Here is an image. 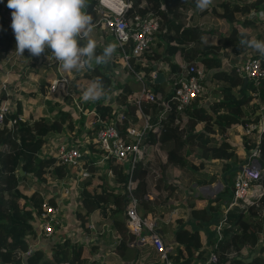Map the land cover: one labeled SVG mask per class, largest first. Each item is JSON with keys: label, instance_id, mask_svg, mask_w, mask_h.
Segmentation results:
<instances>
[{"label": "trees", "instance_id": "16d2710c", "mask_svg": "<svg viewBox=\"0 0 264 264\" xmlns=\"http://www.w3.org/2000/svg\"><path fill=\"white\" fill-rule=\"evenodd\" d=\"M132 1V7L127 11L129 17L135 11H139L152 12L160 18V31L143 54L149 58V62L143 63L144 57H133L131 60L133 69L145 74L149 88L156 95L155 101L142 102L143 111L152 123V128L145 137L152 150V156L146 166L150 174L147 178L146 171L139 164L133 173L134 178H139L134 183L133 193L140 200L142 215L157 217L163 202L172 195L181 196L184 193L181 188L182 183L185 186L192 184L194 173L200 169V164H190L187 156L196 151L197 147L207 159L222 161L233 159L239 163L243 160L225 134L233 124L259 120L261 115L257 110L261 104L264 105L263 78L258 82L251 79L245 83V77L238 73L235 65L230 68L224 66L225 58H231L233 54H242L249 49L240 45L242 37L238 35V30L234 28L230 34H221L216 41L207 40V31L199 24H192L191 21L197 12L210 13L216 17L219 29L246 23L253 27L261 26V34L264 37V16L261 15V12H264V0H218L204 10L196 7L195 0ZM98 2V0H87V14L92 17V21L98 18ZM11 19L8 9L0 4V60L4 57V52L16 44L10 27ZM247 38L250 36L247 35ZM105 45H98L97 54L102 52ZM163 46H168L171 50H175L176 47L181 62L176 61L172 56L174 51H170L172 54H164ZM114 61L108 62L107 67L104 66L105 64H94L91 72L75 75L73 85L81 89L82 84L87 87L94 80L103 82L105 95L99 100L88 101L86 104L92 105L96 111L95 114H91L89 120L100 117L104 120L115 119L125 125H141L143 118L137 113L138 105L135 99L138 94L137 88L131 78L126 80L117 78L113 71L117 67V62ZM160 61H166L170 67L168 80L155 83L152 72L155 63ZM190 62H197L203 65L207 72H212L211 80L216 83V87L211 92L212 99L206 98V102H203L204 93L196 97L182 113L173 109L166 117L160 118V111L164 108V98L174 104L172 95L182 76L181 72L184 71L182 64ZM170 83L173 84L169 86ZM47 84L48 81L43 83L44 94L47 91ZM82 93H79V97ZM6 96L3 93L0 102ZM50 99L44 98L49 107L48 116L20 119L11 126L8 124L9 119L18 117L22 112V104L19 102V108L8 114L6 123L0 127V264H24L23 254L30 249L31 239L38 235L33 218L44 196L40 188L30 193L27 190V182L31 179H39L46 183L51 177L63 178L71 174V169L60 163L55 154L44 156L42 154V149L48 140L47 136L51 132L74 131L78 127L76 125L78 116L71 109L58 108L57 106L62 102L54 103ZM74 101V96L66 97V102L71 106H75ZM54 110L57 111L53 114ZM121 112L125 114L123 119L119 117ZM177 117L180 120L178 123H176ZM199 125L201 129H198ZM83 128L85 126L81 122L80 131ZM95 129V126L90 128V134ZM260 145L263 169L260 182L264 185V130ZM160 152L166 157V161ZM231 166V163L224 162L225 168L229 169ZM21 167L25 171L24 174L20 172ZM109 167L114 171L115 183H110L107 173L94 172L93 167L90 174L82 176L83 188L79 196L80 207L77 209V216L83 227L88 230L89 214L96 209L104 211L108 209V213L112 215L113 226L123 237L120 246L125 244L127 247L125 240L134 238V235L129 233L127 222L123 218V215L126 217V206L129 201L128 174L124 165L116 160L110 161ZM156 169H162L163 174L157 175ZM177 170L180 172L177 173ZM234 173L236 168L231 171L227 179L232 186H234ZM168 174L171 178L179 180L181 184L167 181ZM189 181L191 184L186 185ZM155 183L159 184L162 190L157 193L156 199L150 200L147 198V193ZM199 183H207V181L199 179ZM225 190H232L230 198H233L234 188L230 189L227 184ZM49 198L54 202L51 196ZM186 201L190 206L191 217L198 226L193 227L183 217L176 219L179 224L174 241L170 244L172 249L168 252V258L173 264H199L207 259L212 249L219 257L215 264H264V238L262 243L260 242L261 234L264 233V194L253 204L237 201L229 206L228 202L222 205L220 201V204L219 202L216 204L215 199H212L209 206L198 208L191 197H187ZM215 215L221 216L223 238L208 250L203 243L201 226L205 222H210ZM151 247L152 256L149 254L152 258L151 262L164 264L161 253L154 246ZM243 248L254 249L253 252L256 253L253 260H245L246 257L242 256L241 251ZM45 256V251L37 248L27 256L26 260L28 264H50L54 260H67L71 264H99L95 259L91 260V251L85 244L72 241L70 238L53 245V259ZM122 264L136 263L134 260Z\"/></svg>", "mask_w": 264, "mask_h": 264}, {"label": "built area", "instance_id": "2783aa9c", "mask_svg": "<svg viewBox=\"0 0 264 264\" xmlns=\"http://www.w3.org/2000/svg\"><path fill=\"white\" fill-rule=\"evenodd\" d=\"M98 1V18L93 21V29H103L107 34H112L117 41L111 60H115L114 62L120 61L126 69L122 73L119 68H114L113 71L117 78L121 79L122 75H133L142 82L143 87L135 96V99L138 105L137 113L143 118V122L141 125H125L123 122L115 119L104 120L98 117L89 120L91 114L96 113L94 107L92 105L87 106L88 102H85L82 96L79 97V90L73 85L74 76L64 71L55 58L49 56L51 49H46L44 54L40 56H31L28 52L27 54L30 55V59H40L41 62H46L49 66L53 64L57 65V73L48 79L46 98L66 103L67 96H74V109L76 111L74 114L78 117L82 115L87 116V124L90 125V127H87L89 137H87L85 142H63L57 146L54 154L60 163L71 169V174L75 173L78 177L90 174L91 167H93L95 171L107 173L112 180L114 178V171L109 167L110 161L116 160L124 165L125 171L128 174L127 188L129 192V201L126 206V222L129 233L134 235V238L129 239L128 243L132 246L137 243L152 245L161 253L165 264H173L172 260L168 258V252L172 249V246L165 241L159 231L158 217L143 216L140 210V200L133 193L134 183L136 180H139V178H134L133 173L139 164L146 171V177L150 174L146 166L147 161L152 156V150L150 144L146 142L145 137L152 128V123L143 111L142 102L155 101L156 95L149 88L145 74L136 72L133 69L131 60L133 57H144L142 62H149V58L143 56V54L154 42L156 34L160 31V18L152 12L141 13L139 11H135L129 17L127 11L133 5L132 0ZM0 4L3 8L8 9L12 17V10L7 6L8 0H0ZM85 11L87 12V8ZM262 13L264 12L262 11ZM10 27L16 40L12 29V19ZM15 49L16 44L4 52L5 55L0 60L1 69H5L7 73H10L11 66L17 65L22 58V55L17 54ZM155 65H157L159 70L168 71L170 69L169 65L164 63V61L155 63ZM235 66L238 73L249 80L252 79L258 82V80L264 79V55H249L242 62L235 64ZM182 67L184 71L181 72L182 76L173 90L172 100H174V104L164 98V108L160 111V118L166 117L173 109H176L178 113H182L196 97L204 94L207 83V70L205 67L197 62L182 64ZM93 68L83 71L91 72ZM155 75L156 70L152 72V76L155 77ZM3 93L7 96L0 102V127L6 123L7 115L15 112L14 108L17 110V105L12 104L8 79L0 82V96ZM258 111L261 115L259 120L242 124L243 145L246 150L244 159L236 168L233 201L230 205L237 201L253 204L258 197L264 194V185L260 182L263 176L260 160L262 149L260 144L264 130V105L261 104ZM119 117L123 119L125 117L124 112H121ZM20 119H23L21 115L11 117L8 124L14 126ZM179 121V117H177L176 123ZM94 126L96 129L90 134L89 129ZM160 154L166 161V157L161 152ZM103 164L106 165V170L102 169L101 165ZM156 173L161 176V169H156ZM65 192L68 194L72 193L70 188L69 190L66 189ZM148 197H153L151 191L147 193ZM176 211L177 209H174L172 213ZM61 212L62 209L58 204L53 202L48 196H44L33 218V221L39 223V234L41 233L47 237L54 235L63 225ZM222 238L221 220L217 225L214 242L210 249L216 246L217 242ZM241 251L243 252L244 248ZM30 253L31 250L24 252V264H28L26 259ZM218 260V254L212 249L207 259L201 261L199 264H215ZM50 264H71V262L67 260H54Z\"/></svg>", "mask_w": 264, "mask_h": 264}, {"label": "crops", "instance_id": "0c3cea01", "mask_svg": "<svg viewBox=\"0 0 264 264\" xmlns=\"http://www.w3.org/2000/svg\"><path fill=\"white\" fill-rule=\"evenodd\" d=\"M217 1V0H216ZM213 4V3H212ZM213 21L216 26L213 27L212 32L213 34L212 38L209 35V39L217 40L221 34H230L234 28L238 30V35L241 33H246L250 36V38H255L258 40H264V37L261 35H258L255 30L258 27H253L252 25L249 26L246 23H238L233 24L232 26H226L223 29H219L218 21L216 17L213 14L206 13L201 14L197 12L194 15V18L192 19V24H199L202 28H204L200 22V18L202 17H209ZM199 22V23H198ZM201 23V24H200ZM264 26V25H263ZM205 29V28H204ZM96 30V29H95ZM103 30V29H101ZM206 30V29H205ZM94 31V30H93ZM104 31V30H103ZM207 32L209 30H206ZM211 32V31H210ZM95 33L99 35V38L96 39L97 44H106V40L109 41V38L107 37L108 34L103 33L100 34V31L96 30ZM164 48V46H163ZM164 52V51H163ZM26 54V52L24 53ZM167 54V53H164ZM177 55V59L174 58L176 61L181 62V56L179 52L175 53ZM252 54H259V52L254 51L252 49H248L246 52H243L242 54H233L231 58H225L223 60L224 66L227 68H230L231 66L242 62L246 57ZM36 63V64H35ZM38 63V64H37ZM40 63V64H39ZM164 63H167L164 61ZM93 63V67H94ZM15 65L11 66V72L7 73L5 69L0 70V80L3 81L5 79H8L9 87L11 95L12 93L18 96L17 98H21L22 103L20 101L18 102L17 109L19 108V102L22 104V112L21 116L23 119H38L41 116H48L50 114L49 107L45 103L44 98V91L42 90V87L44 86L43 83L45 81H48V79L55 73H57V65L53 64L52 66H49L46 62H41L40 59H30V55L23 56L22 59L19 61L17 66L19 67L18 75L13 76V73L15 70H13V67ZM37 67H40L38 69ZM107 67V64H106ZM37 69V71H32ZM43 70L42 79L39 80V71ZM66 71L65 69H63ZM155 70V69H154ZM159 70V69H158ZM160 71H163L165 73V76L167 77L168 71L160 69ZM72 76L75 77L77 74H84L87 72L84 71H67ZM48 74V76H45V74ZM51 75V76H49ZM156 76V75H155ZM74 77H73V84H74ZM121 80H126L128 77L135 78L133 75L127 76L124 79V75L121 76ZM154 79L155 77L152 76ZM168 78V77H167ZM133 79H131L133 81ZM168 80V79H167ZM167 80H163L162 82L157 83H163ZM0 81V82H1ZM16 85L14 87L13 85ZM135 84V82H133ZM81 89L77 88L79 93H82L83 90H85V85L82 84ZM82 91V92H81ZM26 92V93H25ZM138 92V90H137ZM26 94L28 96H26ZM13 95V96H15ZM41 95V96H40ZM20 96V97H19ZM212 99V95H210ZM36 97L41 101L38 106H35V110L32 112V107L34 105L29 104V101L36 100ZM51 100V99H50ZM52 101L55 103L56 101L52 99ZM53 103V104H54ZM62 108L65 109H71L74 113L75 106H71L69 102L63 103ZM57 109V108H56ZM46 110V111H45ZM57 110H54L52 112L53 114ZM257 113L259 114V111L257 110ZM198 129H201V125L198 126ZM71 132L69 130H64L62 132H51L47 137V143L42 149V154L44 155H52L54 154L56 148L61 143H66L65 140L67 137L66 135H70ZM226 138L233 144V146L236 147L239 156L244 159V153H245V147L243 145V137H242V124H233L231 127L228 128L226 134ZM198 155H199V162L200 169L198 171H195L194 177L192 180V184L190 186L185 187L183 183L179 180H175L174 178H171L170 174L166 176V180L169 182H172L174 180L175 184L180 185L182 190H184V193L181 196H170L166 202H163L161 207L162 210L160 211V214H158V220L160 221V218L164 222V224L158 225L159 231L161 235L164 237L165 241L168 244L173 243L174 237H175V231L179 224L177 222V218L183 217L185 220H188L190 224L193 227H197V222L191 217L190 212V206L188 202L186 201L187 197H191V199L194 201L195 206L198 208H203L209 206V202L212 199H215V202H219L220 204L222 201V205L225 202H228L229 206L231 204V201L233 198H230L232 194L231 191H226V186L229 184L230 189H233V186L227 181L229 174L231 171L236 167V164L238 166L239 162L234 161L233 159H227V160H219V159H212V158H204L202 155L201 149L197 147L196 149ZM195 152V151H193ZM193 152L187 156L189 158ZM224 162H229L232 164V166L227 169L224 167ZM241 162V161H240ZM204 164V165H203ZM96 173H105L101 171H95ZM180 172V170H177V173ZM235 175V173H234ZM83 175H80L79 177L74 174H70L69 176H65L63 178H54L51 177L49 180L45 182H41L39 179H36L41 182L43 187H40V190L42 191L43 196H51L54 199V202L58 204L62 209V218L65 217V215L70 216L73 218L74 222L75 220H78L80 223V226L77 228L75 236H71L72 234H68L67 227L68 225L65 224V221L63 222V225L61 228L57 230V232L52 236H44L43 234H39L40 228L39 223L34 221L36 230H37V237L31 239V245L30 249L31 252H33L37 248H42L45 251V254L47 256L48 253H50V256H52V247L53 245L58 242L62 241L65 238H70L72 241H79L83 244H85L89 251H91V260L93 258L99 262V264H122L125 262H132L135 260L136 264H153L152 258L150 257V252L152 251V245L149 244H141L137 243L136 245L132 246L130 245L129 238H127L125 241L127 243V247L125 244H122L120 246L121 240H123L122 234L117 231V229L113 226L112 221H110L111 229L108 227L107 230H104V227H102L103 224L108 225V223L105 221V217H101V210L102 209H96L92 211L87 220V228L83 227L81 220L77 216V209L79 208L80 199L78 197L80 196V192L83 188ZM215 179H213V177ZM149 176L147 175V178ZM110 178V177H109ZM199 179H204L207 181V183H199ZM35 181L34 179H32ZM37 181V182H38ZM113 181V182H112ZM110 183H115V178L111 180ZM37 184L29 186L27 182V190L32 193L35 190H38V187H36ZM222 185V186H219ZM73 193H67L65 192L66 189ZM153 189L155 190L153 192ZM209 189V190H208ZM162 189H160L159 184L156 183V186H152V188L148 192H152L153 197L149 198L150 200H154L157 197V193L160 192ZM222 191V192H220ZM208 194V195H207ZM73 195L75 197H73ZM80 198V197H79ZM172 208V209H171ZM169 209V210H168ZM174 209H177L175 213H172ZM103 213V212H102ZM188 214L190 217H188ZM108 219L112 218L111 216H107ZM123 218L126 220L125 215H123ZM221 216L215 215L214 218L210 222H205L203 226H201L202 230V239L204 246L210 250V247L213 245L214 238L216 235V228L218 223L220 222ZM168 219V220H167ZM110 224L108 226H110ZM93 229L96 230V232L93 231ZM87 232H89L90 236L87 237ZM110 233V236H108L106 233ZM110 237V238H107ZM206 238V239H205ZM87 241V242H86ZM93 241V243H91ZM87 243V244H86ZM122 243V242H121ZM172 246V245H171ZM133 249V250H132ZM131 251V252H130ZM150 254V255H149ZM152 256V255H151ZM163 260V259H162ZM164 263V261H163ZM165 264V263H164Z\"/></svg>", "mask_w": 264, "mask_h": 264}, {"label": "clouds", "instance_id": "9594fccd", "mask_svg": "<svg viewBox=\"0 0 264 264\" xmlns=\"http://www.w3.org/2000/svg\"><path fill=\"white\" fill-rule=\"evenodd\" d=\"M195 2L198 9L204 10L213 0ZM7 6L12 10L15 51L19 55L27 50L31 56H40L51 49L49 56L66 71L91 70L93 63L107 64L114 55L112 44L97 54V41L91 38L92 17L85 11L87 0H8ZM240 35V45L264 55V40L247 38L246 33ZM104 95L103 82L94 80L83 91L82 99L96 101Z\"/></svg>", "mask_w": 264, "mask_h": 264}, {"label": "rangeland", "instance_id": "374dc122", "mask_svg": "<svg viewBox=\"0 0 264 264\" xmlns=\"http://www.w3.org/2000/svg\"><path fill=\"white\" fill-rule=\"evenodd\" d=\"M218 1V0H217ZM216 0H213V4H215L216 2H217ZM200 22H202V26L206 29V30H209L208 32H207V34H206V39L207 40H209V35L211 36V38H212V36H213V34H215V32L213 33L212 31L213 30H211V29H213V27L214 26H216V24H214L213 23V21L211 20V18H210V16L209 17H202V18H200ZM199 23V22H198ZM218 27V26H217ZM96 30H98V31H100V34H102L103 35V33H105L106 34V32L105 31H103V30H101V29H96ZM96 30H94L93 32H92V34H91V38H93V39H98L99 38V35L97 34V33H95V31ZM211 31V32H210ZM255 32L258 34V35H261L262 36V34H261V26H260V28H256V30H255ZM108 38H109V41H107L106 40V43H107V45L108 44H112V45H116L117 44V41H116V39L113 37V35L112 34H108V36H107ZM213 41H214V39H212ZM157 41H158V39H157ZM216 41V40H215ZM163 51H164V53H169V54H172V52H170V51H174L173 52V54H172V56L174 57V58H176L177 59V55L175 54V53H177V50H176V47H175V50H171L168 46H165L163 49H162ZM25 52H26V54H24V55H22V57L23 56H27L28 54V51L27 50H25ZM22 59V58H21ZM19 63V62H18ZM17 63V64H18ZM36 64V63H35ZM38 64V63H37ZM40 64V63H39ZM38 69H40V67H37ZM116 69H120V71L123 73L126 69L124 68V66H123V64L120 62V61H118L117 62V67H115ZM0 70H1V67H0ZM13 70H15L14 71V73H13V76H16V75H18V71H19V67L17 66V65H15L14 67H13ZM32 71H37V69H35V70H32ZM39 76H38V79L39 80H41L42 79V74H43V70L41 69L39 72ZM211 74H212V72L211 71H209V72H207V85H206V88H205V91H204V98H205V100L203 101V102H206V100L207 99H209L211 96V92H212V90H214V87H216V83H214V82H212V80H211ZM45 76H48V74L46 73L45 74ZM49 76H51V75H49ZM127 76H124V79L126 78ZM128 78H130V77H128ZM1 79V78H0ZM131 79H133V78H131ZM1 81V80H0ZM133 82H135V86H136V88H137V90H138V92H140V89L143 87V85H142V83H141V81L140 80H138V79H136V78H134L133 79ZM148 83V82H147ZM173 83H170L169 84V86H171ZM14 87H16V85L14 84L13 85ZM14 93V92H13ZM12 93V95H10V97H11V100H12V104H16L17 106H18V102L17 101H20L21 103H22V100H21V98H17L18 96H16L15 94H13ZM26 93V92H25ZM13 95H15V96H13ZM26 96H28L27 94H26ZM41 96V95H40ZM20 97V96H19ZM202 97V98H203ZM207 98V99H206ZM40 101H41V98H40V100L36 97V100H34V101H32V100H30L29 101V104H31V105H34L33 107H32V112L35 110V106H38L37 104H39L40 103ZM63 104V103H62ZM62 104H59L57 107L58 108H60V107H62L61 105ZM15 109V111H16V108H14ZM46 111V110H45ZM78 113H79V111H78ZM81 122H83L84 123V126H85V128H83V130L82 131H80V129H81ZM85 123L87 124V116H82L81 118H79V117H77L76 118V125H78V127H77V129H75L74 131H70L71 132V134L68 136V135H66V143H68V142H70V143H73V142H77V143H79V142H82V141H86L87 140V137H89V135L87 134V127H90V125H85ZM82 132V133H81ZM187 160H188V162L190 163V164H199V162H201V160H199V155H198V153H197V151H195V152H193V154L189 157V158H187ZM101 167H102V169H104V170H106L107 169V167H106V165H101ZM161 171H162V174H163V170L161 169ZM35 181H33L32 179L30 180V181H28V184H29V186H31V185H35V184H37L36 185V187H38V188H40V187H43V185L41 184V182L40 181H38V180H36V179H34ZM38 181V182H37ZM173 182H174V180H173ZM191 184V181H189V183L188 184H186V185H190ZM154 186H156V183L155 184H153ZM219 186H222V185H219ZM185 187H187V186H185ZM209 190V189H208ZM153 191H155L154 189H153ZM220 192H222V191H220ZM208 195V194H207ZM73 197H75L74 195H73ZM78 199H80L79 197H78ZM80 205V204H79ZM80 207V206H79ZM172 209V208H171ZM108 209H106V211H104L103 209L101 210V217L103 216V217H105V221L108 223V225L110 224V221H112V218H110V219H108V217L107 216H112L111 214H109L108 213V211H107ZM160 210H162V208L160 209ZM169 210V209H168ZM144 211V210H143ZM103 212V213H102ZM188 217H190V215L188 214ZM65 221V224H67L68 225V227H67V230L66 231H68V234L70 233V234H72L71 236H75V234H76V231H77V228L80 226V223H79V221L78 220H75V222H74V220H73V218H71L70 216H67V215H65V217H63V222ZM164 221V220H163ZM162 221V219L160 218V221L158 220V225H163L164 224V222ZM108 225H106V224H103L102 225V227L101 228H103L104 227V230L106 231L107 230V228L109 227H111V224H110V226H108ZM111 229V228H110ZM93 231L94 232H96V230L95 229H93ZM87 234V237H89L90 236V234H89V232H87L86 233ZM108 236H110V233L108 232V233H106ZM107 238H110V237H107ZM263 238H264V233L263 234H261V238H260V242L262 243V241H263ZM206 239V238H205ZM31 242H33V241H31ZM79 242V241H78ZM87 242V241H86ZM91 243H93V241H91ZM87 244V243H86ZM133 250V249H132ZM253 250L254 249H251V248H244V251L242 252V256H244V257H250V255H252L253 253H254V255H255V251L253 252ZM131 252V251H130ZM46 255V254H45ZM46 258H50V259H53V257L52 256H50V253H48L47 254V256H45ZM93 260H94V258H93ZM96 262H97V260H95Z\"/></svg>", "mask_w": 264, "mask_h": 264}, {"label": "water", "instance_id": "95a60500", "mask_svg": "<svg viewBox=\"0 0 264 264\" xmlns=\"http://www.w3.org/2000/svg\"><path fill=\"white\" fill-rule=\"evenodd\" d=\"M154 69L156 70V76L154 78V82L157 83V82H162L163 80H167L168 78L165 76V73L163 71H160L158 70V67L157 65L154 66ZM249 81V79L247 77H245V83H247ZM20 172L22 174L25 173L24 169L21 167L20 168ZM253 256H254V253L252 255H250V257H247L245 258L246 261H251L253 260Z\"/></svg>", "mask_w": 264, "mask_h": 264}]
</instances>
